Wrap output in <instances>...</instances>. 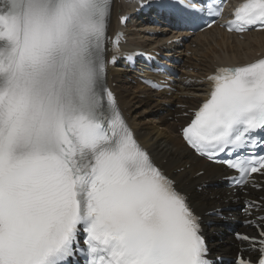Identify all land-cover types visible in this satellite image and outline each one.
Returning a JSON list of instances; mask_svg holds the SVG:
<instances>
[{
  "label": "snow or ice",
  "instance_id": "snow-or-ice-1",
  "mask_svg": "<svg viewBox=\"0 0 264 264\" xmlns=\"http://www.w3.org/2000/svg\"><path fill=\"white\" fill-rule=\"evenodd\" d=\"M111 8L0 0V264H78V254L86 264H212L187 194L135 139L107 86ZM208 9L219 16L222 2ZM233 17L229 31L264 28V0H243ZM112 45L115 63L118 39ZM208 79L183 138L237 171V184L257 187L264 58ZM258 227V236L237 233L257 253L237 264H264V217Z\"/></svg>",
  "mask_w": 264,
  "mask_h": 264
},
{
  "label": "bare ground",
  "instance_id": "bare-ground-1",
  "mask_svg": "<svg viewBox=\"0 0 264 264\" xmlns=\"http://www.w3.org/2000/svg\"><path fill=\"white\" fill-rule=\"evenodd\" d=\"M126 1L115 0L111 28L118 27V19L115 18V15L125 14L128 10L129 5ZM139 27L136 24L130 25L126 29L127 35L131 39L130 44L127 45L128 49L151 47L147 41L148 38L141 32L143 29H139ZM217 35H221L223 39L219 40ZM225 36L222 31L217 29L210 30L193 39L188 44L187 50L192 51L190 57L186 56V51L179 50L176 53L182 57L184 63L188 64V68H193V73L199 77L211 72L215 65L236 61L244 62L255 58L259 52H264V31L246 35L244 42L233 37H227L228 39H226ZM143 38V42L141 40L137 41V39ZM171 38L169 36L165 40L157 41V47L178 50L179 48L176 44L166 45L167 40ZM193 43L197 44L196 48H192ZM214 45H223L226 51L222 49L219 52L214 48ZM110 76L112 77V82L117 83L116 92L120 104L130 116L131 122L137 129L143 144L152 151L156 159L164 165L169 174L174 175L181 185L186 187L187 191L192 192L196 205H202L205 208L204 210L211 209L210 207L217 201L210 200L211 196H217L221 192L209 189L210 193L206 194V189L198 192L194 189L200 181L223 176L221 168L197 159L185 147L184 143L176 138L177 122H186L185 119L178 118L177 115L182 111L187 112V110L175 109L172 111L163 106L164 103L196 106L198 100L188 99L187 97L200 94L203 91L202 85L195 87V85L191 84L177 95L169 98L165 97L164 93H153L140 85L128 83L121 71L112 70ZM161 112H167L168 114L167 116L160 115ZM168 116L173 117L172 121H168ZM188 163H191L190 168H186ZM183 167V171L176 175L173 174L174 171ZM200 169H205L206 174L198 180H194L192 177ZM222 250L226 251L225 248H222Z\"/></svg>",
  "mask_w": 264,
  "mask_h": 264
},
{
  "label": "rangeland",
  "instance_id": "rangeland-1",
  "mask_svg": "<svg viewBox=\"0 0 264 264\" xmlns=\"http://www.w3.org/2000/svg\"><path fill=\"white\" fill-rule=\"evenodd\" d=\"M243 41H244V40H243ZM243 41H242V42H243ZM193 47H194V45H193ZM215 48H216V49H219V47H215ZM154 121H155V120H154Z\"/></svg>",
  "mask_w": 264,
  "mask_h": 264
}]
</instances>
